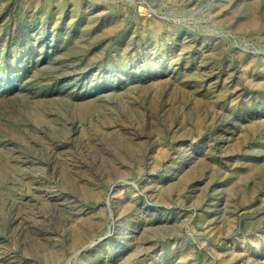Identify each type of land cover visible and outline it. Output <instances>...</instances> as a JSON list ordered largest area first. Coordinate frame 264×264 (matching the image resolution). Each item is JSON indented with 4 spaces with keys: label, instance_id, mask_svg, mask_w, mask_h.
<instances>
[{
    "label": "rangeland",
    "instance_id": "1",
    "mask_svg": "<svg viewBox=\"0 0 264 264\" xmlns=\"http://www.w3.org/2000/svg\"><path fill=\"white\" fill-rule=\"evenodd\" d=\"M0 264H264V0H0Z\"/></svg>",
    "mask_w": 264,
    "mask_h": 264
}]
</instances>
